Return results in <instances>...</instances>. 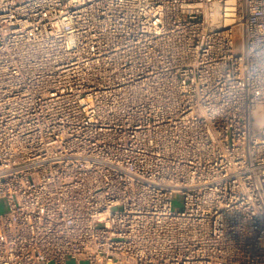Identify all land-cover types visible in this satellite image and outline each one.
I'll use <instances>...</instances> for the list:
<instances>
[{
  "label": "built area",
  "instance_id": "obj_1",
  "mask_svg": "<svg viewBox=\"0 0 264 264\" xmlns=\"http://www.w3.org/2000/svg\"><path fill=\"white\" fill-rule=\"evenodd\" d=\"M1 199L0 264H264V0H0Z\"/></svg>",
  "mask_w": 264,
  "mask_h": 264
},
{
  "label": "rangeland",
  "instance_id": "obj_2",
  "mask_svg": "<svg viewBox=\"0 0 264 264\" xmlns=\"http://www.w3.org/2000/svg\"><path fill=\"white\" fill-rule=\"evenodd\" d=\"M182 208V200L179 195H175L173 199V209L179 210ZM7 210V203L5 199L0 200V212H5Z\"/></svg>",
  "mask_w": 264,
  "mask_h": 264
},
{
  "label": "crops",
  "instance_id": "obj_3",
  "mask_svg": "<svg viewBox=\"0 0 264 264\" xmlns=\"http://www.w3.org/2000/svg\"><path fill=\"white\" fill-rule=\"evenodd\" d=\"M54 264V263H52ZM64 264H75V261L73 259H67Z\"/></svg>",
  "mask_w": 264,
  "mask_h": 264
}]
</instances>
